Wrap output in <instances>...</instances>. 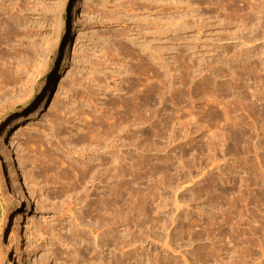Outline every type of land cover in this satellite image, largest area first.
<instances>
[{"label": "rangeland", "instance_id": "rangeland-1", "mask_svg": "<svg viewBox=\"0 0 264 264\" xmlns=\"http://www.w3.org/2000/svg\"><path fill=\"white\" fill-rule=\"evenodd\" d=\"M135 1L0 0V264H264V0Z\"/></svg>", "mask_w": 264, "mask_h": 264}, {"label": "bare ground", "instance_id": "bare-ground-1", "mask_svg": "<svg viewBox=\"0 0 264 264\" xmlns=\"http://www.w3.org/2000/svg\"><path fill=\"white\" fill-rule=\"evenodd\" d=\"M134 1V0H133ZM132 0H131V2H129L130 3V5L132 6H137V7H141V6H138V1L135 3V2H133ZM160 1L161 0H156L155 2H154V7L151 5V7H153V8H155L154 9V11H156V18L154 19V21H153V26H154V34L156 35V36H160V33H161V22H160V16H161V13H160V11H161V9H162V4H160ZM174 1V0H173ZM150 2V1H149ZM149 2H147L148 4H149ZM175 2V4H176V1H174ZM129 3H125V4H127L126 5V7L127 8H129V9H124L125 8V5H124V8H122V9H124V10H122V11H120L119 10V12H118V10H116L115 12H117V13H120V14H125L126 15V13L130 10V9H132V8H134V7H129ZM140 3H143V2H140ZM144 3H146V1L144 2ZM146 3V5H148ZM140 5V4H139ZM150 5H148V6H150ZM177 5V4H176ZM164 6V5H163ZM136 7V8H137ZM144 7H146L145 6V4H142V8H140V10L142 9V10H145V12H147V9L148 10H150L148 7H147V9H145ZM150 7V8H151ZM174 7H175V5H174ZM176 7H178V6H176ZM139 8L138 9H135L134 8V10H135V12L137 13V11L136 10H139ZM171 8V7H170ZM1 10V9H0ZM163 10V9H162ZM110 11V10H109ZM112 11H114V10H112ZM111 11V12H112ZM132 11H133V9H132ZM111 12H110V15H111ZM134 12V11H133ZM139 12V11H138ZM141 12V14H142V11H140ZM139 12V13H140ZM150 12V11H149ZM160 13V14H159ZM3 14V13H2ZM112 14H113V12H112ZM116 13H114V16L115 17H117L116 15H115ZM127 14H131V11H130V13L128 12ZM133 14V13H132ZM138 14V13H137ZM147 14H149V13H147ZM136 15V14H135ZM114 16H111V18L113 19H115V17ZM3 17V16H2ZM8 17H7V15H6V19H7ZM12 17H10V19H11ZM119 18H121V17H119ZM5 19V20H6ZM118 19V18H117ZM116 19V20H117ZM4 20V19H3ZM14 20V19H13ZM12 20V21H13ZM121 20V19H120ZM123 20V19H122ZM6 22V21H5ZM116 22V21H115ZM120 22H123V21H120ZM116 23H118V22H116ZM125 23H127L126 21H125ZM6 24V23H5ZM4 24V25H5ZM11 24V23H10ZM17 24V23H16ZM7 25V24H6ZM13 25V24H12ZM126 25V24H125ZM174 25V24H173ZM1 26H3V23H2V19H0V28H1ZM11 25H9V27H10ZM14 27H15V25H13ZM176 27V26H175ZM174 27V28H175ZM6 29V28H5ZM1 31H2V29H1ZM4 34V33H3ZM7 34V33H6ZM5 36V35H4ZM2 38V37H1ZM4 39V38H3ZM1 43V42H0ZM66 56H67V50L65 51V54H64V57H63V59H61V61L56 65V67L53 69V75H52V78L46 83V85H45V90H44V92H43V94H42V96H41V98L39 99V101H38V103H37V107L35 108V112H34V114L35 115H41V114H43L45 111H46V109H47V107L49 106V104H50V102H51V99H52V97H53V93H54V89H55V85H56V83H57V81L59 80V77H60V75L63 73V70H64V67H65V65H66ZM155 56H156V59H157V61H156V65L157 66H159V64H160V61H161V53L159 52V50H157V52L155 53ZM158 69H159V67H158ZM35 115H33V116H35ZM141 122H142V119H141ZM19 124H20V119L18 118L17 120H15L14 121V123L13 124H11V125H7V127L2 131V133L0 134V151L4 154V157H5V163H6V169H7V172H8V178L10 179V184H11V190H12V192L14 193V194H16V195H19L21 198L23 197L21 194H20V187H19V182H18V179H17V177H16V175H15V172H14V170H13V167H12V162H11V156H10V152H7V151H5V149H4V146H3V138H2V135L5 133V134H7L8 132H10V131H12V129L14 128V127H16V126H19ZM110 171H111V169H110ZM111 173V172H110ZM112 174V173H111ZM111 174H109V175H111ZM110 178H111V176H109ZM110 180V179H109ZM111 181V180H110ZM109 182V181H108ZM112 186H113V184H112V182H109V184H108V192H109V194H108V198H110V192H111V190H112ZM109 201V200H108ZM110 203H112V202H109L108 204H107V212L109 213V214H107V216L109 215H111V204ZM110 218H112V216H110ZM113 220V219H112ZM106 224H107V231H108V233L106 234V235H108V242L110 243V240H112L113 239V236H112V234H113V232L111 231V229H112V221L111 220H109L108 219V222L106 221ZM8 230H9V222H8V218H5L4 219V221H3V223H2V225H1V228H0V234L3 236V237H6L7 235H8ZM111 237H112V239H111ZM107 241V240H106ZM107 242V243H108ZM108 243V244H109ZM112 243V242H111ZM107 244V246L108 247H110L109 245ZM111 250V249H110ZM111 253V252H110ZM109 253V254H110ZM110 257V256H109ZM109 257H108V259H109ZM111 258V257H110ZM3 261V260H2ZM107 264H112V261H111V259H109V262L107 263Z\"/></svg>", "mask_w": 264, "mask_h": 264}]
</instances>
